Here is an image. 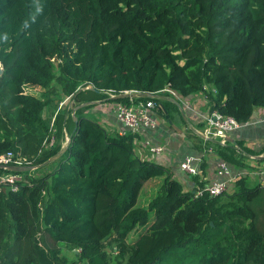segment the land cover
Returning <instances> with one entry per match:
<instances>
[{
	"label": "trees",
	"instance_id": "trees-1",
	"mask_svg": "<svg viewBox=\"0 0 264 264\" xmlns=\"http://www.w3.org/2000/svg\"><path fill=\"white\" fill-rule=\"evenodd\" d=\"M1 64L11 74L0 79V155L35 169L19 173L16 192L0 184V264H264L259 180L242 175L227 193L195 197L199 173L185 190L163 164L135 154L136 134L87 118L91 106L60 110L52 125L54 110L44 118L61 93L152 101L181 120L167 87L184 99L202 93L210 112L248 123L264 109V0H0ZM64 133V152L45 164ZM205 143L243 172L247 156L264 152ZM7 173L15 172L0 169ZM65 247L78 252L72 261Z\"/></svg>",
	"mask_w": 264,
	"mask_h": 264
},
{
	"label": "crops",
	"instance_id": "crops-1",
	"mask_svg": "<svg viewBox=\"0 0 264 264\" xmlns=\"http://www.w3.org/2000/svg\"><path fill=\"white\" fill-rule=\"evenodd\" d=\"M183 100L186 107H183V109L180 108V112L182 114V116L180 114L182 118L181 120L176 113H171V119L167 118L165 112V115H160L157 111L152 113L156 118L157 126L155 129H142L136 133L137 139L135 140L134 152L141 159L163 164L166 169L171 171L173 178L183 185L185 190H191L195 187V183L192 178H190V176L181 171L179 167L180 163L188 156L200 158L201 162L198 167V173L202 182H204L206 186L211 181L218 180L216 173L217 164L220 162V159L214 155L213 152H206L208 148H206L205 139L195 133L204 141L201 143L197 138L193 137L191 133L195 132V130H202L204 128V124L199 122L197 115H199V113L201 115L209 113L205 96L202 93H199L189 99L183 98ZM104 101L107 102L106 99L94 100L93 102L88 101L85 98H80L78 100L73 98L68 100L66 103V108L64 109L72 110L71 114L73 116L75 110L91 106L90 108H87L86 111H84V114L87 115V118L96 121L108 133H119L123 130V127L117 121L114 111L118 103H106L101 106V110L92 107L97 103H105ZM60 103H62V101L59 102V104ZM77 104L79 105L77 106ZM176 104L178 103L176 102ZM53 110L54 114L50 121L51 125L54 121L55 115L58 112V108H56V110L52 108L49 112V115L53 113ZM45 115L44 118H46ZM49 115L47 114L48 117ZM169 120L171 123L168 122ZM173 121L175 122V127H173ZM198 125H203V127L199 128ZM52 131H54V128ZM53 136L54 135L52 133L50 140L51 142L48 143V147L50 148L54 144ZM68 141V135L64 133V141L61 144V149L62 147L66 146ZM236 141L242 142L243 146L247 149H250L254 152H260V150L264 147V116L262 114V109H255L252 113L250 121L244 125H241L238 130L231 132L226 138V142L229 143H234ZM146 142L150 143L151 147L163 146L162 156L159 157L152 154L149 150L150 147L146 146ZM194 146L199 147L201 150H196ZM247 160L250 162L251 168L255 167L258 170L261 179L264 178V152H262L257 157L247 156ZM237 173H241L242 175L245 174L242 169L237 170L234 167H229V176H235ZM224 179H228V175L224 177Z\"/></svg>",
	"mask_w": 264,
	"mask_h": 264
},
{
	"label": "built area",
	"instance_id": "built-area-1",
	"mask_svg": "<svg viewBox=\"0 0 264 264\" xmlns=\"http://www.w3.org/2000/svg\"><path fill=\"white\" fill-rule=\"evenodd\" d=\"M162 92L166 93L169 98L176 101L181 109L186 107L184 100L175 91L165 88ZM113 97V96H112ZM64 102L60 103L61 107ZM191 110V109H190ZM193 110V109H192ZM117 121L122 125L123 130L120 134H125L127 131L131 133H138L142 129H155L157 126L156 118L153 116V112L157 111V107L154 102H138L134 103L130 100L129 104L118 103L114 109ZM262 114L264 116V109H262ZM199 122L204 124L202 130H195L197 134L203 137L205 140H217L221 145L226 143L227 136L240 128L234 119L221 115L217 111H209L205 115H197ZM146 146L150 147L149 150L152 154L159 157L162 156L163 146H150V143L146 142ZM207 153H211L212 150L208 148ZM201 162L200 158L193 156L186 157L179 165L182 172L187 175L195 176L198 174L199 164ZM0 166L1 167H14L21 170L30 169V171L35 168L30 166L28 162L23 159L15 157L12 153H6L0 155ZM228 165L220 161L217 164V177L218 180L211 181L209 184L201 189H198L195 193V197L207 196L209 198L220 196L227 193L230 187L233 186L234 182L242 176V174H236L235 176H229ZM228 175V179H224ZM222 178V179H221ZM22 176L19 173H7L0 175V184L7 187L10 191L16 192L19 188L20 182H22ZM260 185L264 187V178L260 179Z\"/></svg>",
	"mask_w": 264,
	"mask_h": 264
},
{
	"label": "rangeland",
	"instance_id": "rangeland-1",
	"mask_svg": "<svg viewBox=\"0 0 264 264\" xmlns=\"http://www.w3.org/2000/svg\"><path fill=\"white\" fill-rule=\"evenodd\" d=\"M10 69H9V67H5V66H3L2 64L0 65V79L1 80H3V79H8V77L10 76ZM54 87H58V86H54ZM26 90L28 91V93H31V94H33V95H35L36 97H41V95H42V93L44 92V90L43 89H40V88H37V87H27L26 88ZM60 91V90H59ZM58 96L61 98L60 100L62 101V102H64V104L61 106V107H59L60 106V104H59V102H58V105H57V108H58V111L59 110H62V109H64V108H66V103L68 102V100H70L69 98H65L61 93H59L58 94ZM83 96V98H87L85 95H82ZM43 98V97H42ZM64 99V100H63ZM100 99H105V98H98V100H100ZM60 101V102H61ZM94 102V101H93ZM92 102V103H93ZM105 103H100V104H94L92 107L94 108H96V109H98V110H101V106L102 105H104V104H106V103H112V102H106V101H104ZM109 105V104H108ZM54 105L52 104V105H50L49 107H47V109H45V113H44V115H45V117L48 119V116H47V114L49 115L50 113V111H51V109H52V107H53ZM74 106V105H73ZM76 111V110H75ZM163 118V117H162ZM172 124H173V127H175V122L173 121L172 122ZM166 125H167V122H166ZM200 128V127H199ZM191 138H193V137H191ZM246 163H247V165H248V167H249V169H248V171H245V174H243V175H249V177H251V178H249L250 179V183H255V182H257L258 180L260 181V179H261V177H260V174L258 173V170L255 168V167H253V168H251L250 167V162H248V161H246ZM50 169V167L48 168V170ZM41 173L42 172H37V174H39V176L41 175ZM36 173L34 174V175H36V176H38ZM239 173H237V175H238ZM33 175V173H32V175H31V178H35V176ZM30 177V176H29ZM23 179V178H22ZM23 181V180H22ZM235 183V182H234ZM148 190H149V192L150 191H152L153 193H155L156 192V190H157V187L154 185V183H152V184H150V186L148 187ZM150 195H151V193H149V195H148V198L150 197ZM150 199V198H149ZM146 203V202H145ZM135 236V234H133L131 237H129L130 239L131 238H133ZM78 252L77 251H72V250H70V249H68V248H62V255L65 257V258H67L69 261H72L74 258H75V255L77 254ZM83 264V263H82Z\"/></svg>",
	"mask_w": 264,
	"mask_h": 264
},
{
	"label": "water",
	"instance_id": "water-1",
	"mask_svg": "<svg viewBox=\"0 0 264 264\" xmlns=\"http://www.w3.org/2000/svg\"><path fill=\"white\" fill-rule=\"evenodd\" d=\"M121 97H125V98H129V99H133V98H140V97H148V95L146 94H135V93H125V94H122ZM111 98H120V97H111ZM171 101H173L175 104L176 102L174 100L171 99ZM178 105V104H177ZM179 106V105H178ZM75 112V111H74ZM183 117H184V114H183ZM196 133V132H195ZM197 134V133H196ZM199 135V134H198ZM200 136V135H199ZM202 137V136H200ZM203 138V137H202ZM69 142V141H68ZM68 144V143H67ZM66 144V146H67ZM65 147H62V149L52 158H50L45 164H48V163H51L53 162L54 160L58 159L59 156L64 152L65 150ZM0 169H4V170H7V171H10V172H15V173H20V172H23V170L21 169H18V168H14V167H1L0 166Z\"/></svg>",
	"mask_w": 264,
	"mask_h": 264
}]
</instances>
